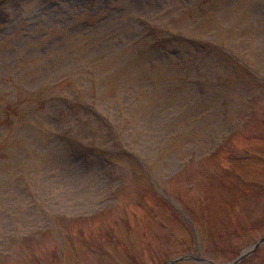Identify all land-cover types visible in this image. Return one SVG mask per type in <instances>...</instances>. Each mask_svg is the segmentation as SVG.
Wrapping results in <instances>:
<instances>
[{"label": "rangeland", "instance_id": "1", "mask_svg": "<svg viewBox=\"0 0 264 264\" xmlns=\"http://www.w3.org/2000/svg\"><path fill=\"white\" fill-rule=\"evenodd\" d=\"M263 236L264 0H0V264Z\"/></svg>", "mask_w": 264, "mask_h": 264}, {"label": "water", "instance_id": "2", "mask_svg": "<svg viewBox=\"0 0 264 264\" xmlns=\"http://www.w3.org/2000/svg\"><path fill=\"white\" fill-rule=\"evenodd\" d=\"M262 244H264V236L261 238H258L253 244L245 248L235 259L227 263H224V264H238L240 261H242L246 256H248L251 252H253L255 249H257ZM183 260H194L198 262H205L207 264H217V263H213L205 259H202L198 257L197 255H193V254H186V255L175 257L165 262V264H173V263L183 261Z\"/></svg>", "mask_w": 264, "mask_h": 264}]
</instances>
